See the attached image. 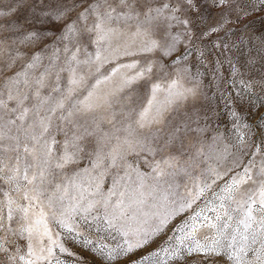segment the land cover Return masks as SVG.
<instances>
[{
    "label": "snow or ice",
    "instance_id": "6c2138e0",
    "mask_svg": "<svg viewBox=\"0 0 264 264\" xmlns=\"http://www.w3.org/2000/svg\"><path fill=\"white\" fill-rule=\"evenodd\" d=\"M0 264H264V0H0Z\"/></svg>",
    "mask_w": 264,
    "mask_h": 264
},
{
    "label": "rangeland",
    "instance_id": "374dc122",
    "mask_svg": "<svg viewBox=\"0 0 264 264\" xmlns=\"http://www.w3.org/2000/svg\"><path fill=\"white\" fill-rule=\"evenodd\" d=\"M105 67H109L108 65H106ZM77 251H79V249H76ZM85 256H87V253H84ZM131 259H134V257H131Z\"/></svg>",
    "mask_w": 264,
    "mask_h": 264
}]
</instances>
